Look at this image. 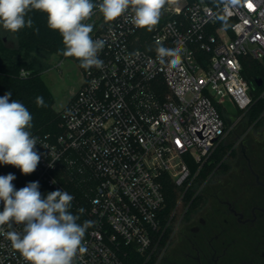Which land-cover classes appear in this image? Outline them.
Segmentation results:
<instances>
[{
    "label": "built area",
    "instance_id": "1",
    "mask_svg": "<svg viewBox=\"0 0 264 264\" xmlns=\"http://www.w3.org/2000/svg\"><path fill=\"white\" fill-rule=\"evenodd\" d=\"M132 15L129 9L106 22L93 9L83 23L93 26V40L105 41L103 66L81 67L83 81L62 108L60 133L33 135L41 155L36 181L75 197L66 186L72 182L92 222L82 240L86 251L73 264H128L133 251L152 256L178 207L163 223L164 179L184 192L192 186L231 129L224 101L243 113L252 104L244 58H264V0H166L151 31L134 26ZM160 46L181 51L161 58ZM189 157L198 164L194 172ZM22 229L0 226V264H28L6 236Z\"/></svg>",
    "mask_w": 264,
    "mask_h": 264
},
{
    "label": "clouds",
    "instance_id": "2",
    "mask_svg": "<svg viewBox=\"0 0 264 264\" xmlns=\"http://www.w3.org/2000/svg\"><path fill=\"white\" fill-rule=\"evenodd\" d=\"M165 3L166 0H102L96 5L92 0H0V26L12 33L31 28L32 20H26L28 12L42 11L47 14L48 27L62 36L61 54L78 59L80 67L89 70L93 66L102 68L98 52L105 44L104 40H93V26L83 23L92 16L94 8L99 9L106 22L115 21L130 9V22L151 31L159 22ZM180 51L179 47L157 48L161 58L176 57ZM11 97V91L0 97V164L13 165L27 175L37 169L41 160L35 147L38 138L30 131L32 114L22 102H9ZM36 104L45 106L42 96L36 97ZM15 179L12 173L0 176V226H23L22 232L6 233L12 247L28 264H73L77 252L86 251L82 240L92 222L77 223L79 216L70 211L74 196L67 191H52L45 198L38 181L16 190L12 183ZM78 211L82 213L83 209Z\"/></svg>",
    "mask_w": 264,
    "mask_h": 264
},
{
    "label": "flooded vegetation",
    "instance_id": "3",
    "mask_svg": "<svg viewBox=\"0 0 264 264\" xmlns=\"http://www.w3.org/2000/svg\"><path fill=\"white\" fill-rule=\"evenodd\" d=\"M254 81L247 118L231 136L226 169L194 195L200 203L191 202L166 228L155 264H264V108H257L264 89L255 95L264 79Z\"/></svg>",
    "mask_w": 264,
    "mask_h": 264
},
{
    "label": "trees",
    "instance_id": "4",
    "mask_svg": "<svg viewBox=\"0 0 264 264\" xmlns=\"http://www.w3.org/2000/svg\"><path fill=\"white\" fill-rule=\"evenodd\" d=\"M96 0H92L95 4ZM32 20V27H25L16 32L18 37V46L14 49L7 47L5 44L0 45V97L6 92L11 91L12 99L18 100L32 114L33 127L30 129L31 134L38 133H51L56 134L62 131V109L56 110L54 107L55 97L48 85L42 78V72L48 67L47 58L51 55H58L63 58L61 50L64 48L62 36L58 31L52 30L47 24V14L39 10H31L26 16L27 19ZM74 58V57H73ZM76 59V58H75ZM79 63L80 61L76 59ZM29 70L27 76L20 74L21 69ZM244 76L248 80L251 88L255 86V77L264 79V58L263 60L255 59L250 56L244 58ZM262 88L255 90V95L258 97L262 92ZM42 96L45 106L38 107L36 104V97ZM257 108L261 111L264 108V101H259ZM225 120L228 121L226 111L221 107ZM257 115L255 114L252 119ZM229 146L221 147L213 151L208 161L204 164L199 177L206 179L211 172L222 170L224 171L225 164H219L221 159L227 154ZM191 168L196 171L198 164L188 158ZM0 171L12 173L16 177L17 183L23 188L29 182L36 181L37 177L35 172L31 174H23L19 168L13 165L0 164ZM40 185V192L46 198L47 194L55 191L52 187L48 186L43 181H38ZM165 191V207L162 212L163 223H165L170 214L177 207L176 217L184 211L185 207L191 202L193 205L201 202L200 195L194 197V193L189 189L185 191L184 187H178L170 179H164ZM67 188L75 193L74 200L70 211L79 216L77 223L83 224L88 221L87 214L84 211L85 200L80 188L76 187L72 182H66ZM83 209V212H79ZM90 226L86 229L84 237L88 234ZM83 237V238H84ZM128 264H153L154 260L151 258L147 260L145 255L136 252H130L126 256Z\"/></svg>",
    "mask_w": 264,
    "mask_h": 264
},
{
    "label": "rangeland",
    "instance_id": "5",
    "mask_svg": "<svg viewBox=\"0 0 264 264\" xmlns=\"http://www.w3.org/2000/svg\"><path fill=\"white\" fill-rule=\"evenodd\" d=\"M2 43L11 49H14L18 46L19 41L15 33L7 31L2 26H0V45ZM60 62H62L61 65H59ZM47 63L48 67L42 72V78L54 94L55 109L61 110L65 106L73 92L83 81L82 68L80 67V63L73 57L61 58L58 55H51L47 58ZM224 104L227 109V124L228 127H231V129L224 137V139L216 145L214 151L218 150L221 147L229 146V143H231L233 130L236 128L237 123L243 122L247 118V113L245 112V114L241 111L237 112L236 106L230 100L226 99L224 101ZM226 155L227 154H225L224 157L220 160L221 162L219 164L228 162L229 158H227ZM220 172L221 170H218L213 175H211L209 177V181L197 178L195 179L192 186H186V189L192 191L194 195L198 193L200 194L201 192H203L206 186H208L211 182L219 177ZM151 258L154 260L153 264H155L157 258H155L154 252L149 259Z\"/></svg>",
    "mask_w": 264,
    "mask_h": 264
},
{
    "label": "crops",
    "instance_id": "6",
    "mask_svg": "<svg viewBox=\"0 0 264 264\" xmlns=\"http://www.w3.org/2000/svg\"><path fill=\"white\" fill-rule=\"evenodd\" d=\"M71 96H72V95H71ZM70 98H71V97H70ZM70 98H69V99H70ZM67 102H68V101H67Z\"/></svg>",
    "mask_w": 264,
    "mask_h": 264
},
{
    "label": "snow or ice",
    "instance_id": "7",
    "mask_svg": "<svg viewBox=\"0 0 264 264\" xmlns=\"http://www.w3.org/2000/svg\"><path fill=\"white\" fill-rule=\"evenodd\" d=\"M251 7V5H249Z\"/></svg>",
    "mask_w": 264,
    "mask_h": 264
}]
</instances>
